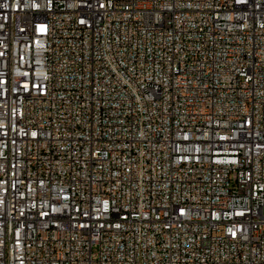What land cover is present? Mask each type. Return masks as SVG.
<instances>
[{
    "label": "built area",
    "instance_id": "built-area-1",
    "mask_svg": "<svg viewBox=\"0 0 264 264\" xmlns=\"http://www.w3.org/2000/svg\"><path fill=\"white\" fill-rule=\"evenodd\" d=\"M264 0H0V264H264Z\"/></svg>",
    "mask_w": 264,
    "mask_h": 264
},
{
    "label": "rangeland",
    "instance_id": "rangeland-1",
    "mask_svg": "<svg viewBox=\"0 0 264 264\" xmlns=\"http://www.w3.org/2000/svg\"><path fill=\"white\" fill-rule=\"evenodd\" d=\"M263 213H264V207H263Z\"/></svg>",
    "mask_w": 264,
    "mask_h": 264
}]
</instances>
